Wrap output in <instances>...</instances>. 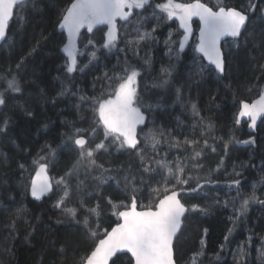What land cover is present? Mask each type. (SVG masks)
I'll return each instance as SVG.
<instances>
[{
  "label": "trees",
  "instance_id": "obj_1",
  "mask_svg": "<svg viewBox=\"0 0 264 264\" xmlns=\"http://www.w3.org/2000/svg\"><path fill=\"white\" fill-rule=\"evenodd\" d=\"M164 2L166 0H150L146 10H135L147 17L143 21L144 28L150 30L152 26H157L153 38L141 41L138 45L128 43L135 37V15L133 23L127 26L118 21L119 40L111 50L99 47L103 44L101 37L105 33L104 26L91 34L83 31L78 48L84 55L77 57L83 71L77 70L71 76L64 71L66 57L62 47L66 38L59 30L63 9L71 0H26L23 9L17 8L18 16L23 19L13 17L8 40L0 45V77L11 79L15 75L21 86L19 93L5 92L6 104L0 106V123L4 119L8 120L6 132L0 133V264H75L94 247V238L88 235L82 223L78 224L52 206L55 195L36 200L25 189L30 186L38 167L33 164V160L38 155L49 156L47 150H42L45 144L55 149V155L49 156L48 161L51 178H59L72 168L78 152L61 135L70 132L67 122H74L75 127L81 129L95 127L90 105L81 104L78 97L99 95L101 85L107 84L103 79L104 73L112 75L113 72H120L125 60L139 69L140 95L145 105H152L151 108H142L146 122L138 127V133L142 134L154 125L156 129L170 131L181 141L185 138L198 139L200 144L197 150L203 149L198 162L204 168L191 172V175L201 177V182L203 178L209 177L217 182L206 185L198 196L181 195V200L187 206L195 203L207 211L186 214L174 241L176 264H190L192 254L202 248L201 239L204 240V255L197 264H241V261L243 264H264V256L261 255V251H264V119L254 133L250 132L247 122L239 125L235 123L240 102L252 100L259 94L260 86L264 85V72L260 69V65H264V17L260 12L264 0H251L259 7L251 16L247 30L239 38V46L230 39L222 43L226 59V70L222 75L215 71L197 75L201 63L212 67L194 51L192 42L186 44L177 56L182 37L177 19L169 20L155 9L156 4ZM177 2L189 3L192 0ZM201 2L210 7L217 4V0ZM222 2L228 6L247 8L250 0ZM154 11L159 19L152 18ZM88 39H93L98 48L97 58L91 62L88 53L93 49L91 46L86 50L84 48ZM193 57L199 60L194 63ZM22 58L21 68L17 70L16 65L21 63ZM165 68L171 70L170 76L162 72ZM164 79L168 83L159 86ZM6 87V79H0V91ZM65 88L67 91L64 95H58ZM193 103L197 106L198 116L192 111ZM29 112L31 115H28ZM85 135L93 139L94 145L103 139V129L97 128L94 138L90 131ZM250 137L255 139V144L237 143ZM204 140L211 147H204ZM226 141H231L228 143L227 155ZM212 147L216 149L215 152ZM157 151V159L167 154L169 161L192 155L190 145L187 148H170L165 143ZM221 157L224 158L223 167L219 171H211L216 169ZM96 159L105 168L113 169L109 175L120 180L119 187L116 180H110L97 193L94 187L96 182L91 177L99 176L100 171H92L87 176L83 169L79 172L78 179L84 182L80 193L84 203L87 207L97 203L100 206L99 219L90 217L93 227L99 223V235L96 238L99 239L104 229L108 230L118 221L108 198L127 203V197L131 195L130 189L127 192L122 190L126 173L119 170L121 166L125 170L131 166V175L137 177L136 187L139 191L136 195L140 203L152 199L150 188L162 181L161 175L138 171L140 164L134 152H117L112 147L108 152L98 153ZM21 164L25 166L24 169L19 167ZM234 165L240 176L233 173ZM141 175L143 184L139 183ZM234 179L241 181L239 196L237 188L230 187ZM76 180L77 176H73L72 182ZM195 185L196 181L193 180L189 186ZM253 192L256 199L249 202L245 214L233 223L241 201ZM225 201L229 203L225 205ZM78 205L79 201L75 197L68 204L69 207ZM18 208L24 210L20 215L16 214ZM85 215H88L87 211L79 209L76 220L82 221ZM229 229H233L231 235ZM226 235L229 236L228 241H225ZM221 245L224 247L221 248ZM61 246L64 247L63 252L60 251ZM238 246L244 247L243 257L237 255ZM217 255L219 259H216ZM116 264H128V255H123Z\"/></svg>",
  "mask_w": 264,
  "mask_h": 264
},
{
  "label": "snow or ice",
  "instance_id": "obj_2",
  "mask_svg": "<svg viewBox=\"0 0 264 264\" xmlns=\"http://www.w3.org/2000/svg\"><path fill=\"white\" fill-rule=\"evenodd\" d=\"M150 6V0H71V3L63 9L59 28L67 31V43L62 47V52L66 54L65 73L71 76L77 70L83 71V67L78 65V55H84L78 48V40L81 29L86 28L88 33H93V30L99 25H106L107 32L103 34L101 39L103 44L99 47L111 50L116 47L119 40V30L117 20L124 22V26L133 23V16H136L134 29L135 37L128 41L130 44L138 45L141 41L153 38L157 26H152L150 30L141 31L144 27L143 21L147 17H143L135 10H146ZM24 0H0V41L8 40L9 25L14 16L19 17L17 8L23 9ZM259 7L258 4L251 2L245 7L228 6L222 0H217L214 7H210L207 3L201 0H192L189 3L177 2V0H166L164 3L155 5L160 13L171 20L176 18L179 20V27L183 29V36L179 40V52H182L185 45L192 34L191 21L193 17H198L200 21L199 42L195 45L194 51L202 54V57L207 59L208 64L214 66L209 68L207 65L200 64L197 75H203L205 71H215L218 75H222L226 70V59L221 50L220 43L225 37H231L233 43L238 47L239 38L243 32L247 30V25L251 20V16ZM262 17H264V7L260 8ZM152 18L159 19L153 12ZM264 36V32H262ZM92 47L93 51L88 53L90 61L95 60L96 51L98 50L96 42L93 39H88L84 45L85 50ZM199 60L198 57H193L194 63ZM21 63L16 65V69L21 68ZM119 63V62H118ZM147 63V61H146ZM85 65L84 67H86ZM260 69L264 72V65H260ZM11 71V70H10ZM166 76L171 75V70L168 68L162 69ZM141 75L138 68L131 65L125 60L120 68V72H113L109 75L104 73L103 79L107 84L101 85L99 95L87 96L80 95L78 97L81 104L87 103L90 105V110L94 113L95 127L89 129L77 128L74 122H67L70 125V132L62 133L67 141L71 142L76 147L78 152L76 162L73 164L63 176L59 178H49L47 175L49 167V156L55 155V149L50 145L45 144L42 150H47L49 156H39L33 160V164L37 165L36 175L32 178L30 186L26 187V193L36 200L48 195H55L56 199L53 207L60 209L64 216L70 217L78 224L82 223L83 227L88 232V235L94 238V247L90 251L82 255L75 264H116L117 260H121L123 255H128V264H176L174 258V240L180 232L184 218L189 212H206L205 207L199 204L186 206L181 202L180 194H196L202 193L204 187L208 184L217 183L209 178L199 176L193 177L191 172L202 171L203 164L198 161L202 158L203 149L197 150L200 144L198 139L179 140L170 131L165 132L164 129H149L148 132L141 134L137 129L140 125H145L146 115L142 108H151L152 105H145L139 92L138 77ZM6 79L7 87L0 91V106L6 104L5 92L11 91L15 93L21 92L20 82L15 75L11 79ZM59 79V77H57ZM100 79V78H97ZM113 81L117 83L113 84ZM168 83L167 79L161 81L159 86ZM95 90V83L93 85ZM106 89H110L107 90ZM67 88L63 89L58 95H64ZM75 95V93H73ZM177 99H179V90ZM241 108L236 115L235 123L239 125L241 119L247 117L250 120L249 127L255 128L257 119L264 116V85L260 86L258 99L251 103L241 101ZM80 107V104L77 105ZM195 115H199L195 103L191 105ZM28 115H31L29 112ZM203 118L201 117V120ZM8 127V120L4 119L0 123V133H5ZM211 127V125H209ZM97 128L103 129V139L98 143H94L93 139L87 138L85 133L91 132L94 138ZM225 142V154L227 155L228 143ZM254 138H249L243 141H237L245 145L255 144ZM167 143L170 148H180L191 146L192 155L184 158L177 157L175 161H169L167 154L159 156L158 148ZM115 147L117 152L131 151L135 153L139 161L140 168L138 171L144 174L161 175V182H158L156 187L150 188V199L147 203L138 202L136 193L139 191L136 187L137 177L131 175V166L129 169L119 170L125 171L123 176L124 188L123 191L131 190V195L127 197L128 202L124 200L113 201L108 198V203L111 205L113 214L117 216L118 221L111 230H103V238L96 239L99 235V223L93 227L90 217L100 216L99 204L93 207H87L83 197L80 196L84 188V182L78 179L81 169L84 170L86 176L92 171L99 170V176H93L91 179L95 181V190L97 193L110 180H116L117 187L120 186V180L115 176L109 175L113 169L105 168L103 164L97 163L96 156L101 151L108 152L110 148ZM204 147H211L207 140H204ZM212 147V151L215 152ZM224 165V158L221 157L216 169L211 171H219ZM24 169V165H19ZM243 167V165H241ZM236 165L233 166V173L240 176L241 173L235 171ZM77 176L75 183L72 182V177ZM195 180V187H190V182ZM174 181V183L172 182ZM139 183L143 184V175H141ZM241 181L234 179L230 182V187L237 188V196L240 195L239 185ZM179 188V191L177 190ZM79 201L78 207H69L68 204L73 198ZM255 194L243 199L240 207L236 210V216L233 220L242 217L247 211V206L251 200H255ZM219 203V201H217ZM225 205L229 201L224 202ZM79 209H85L88 215H85L82 221H77ZM23 208H18L16 214L20 215ZM58 223L60 221H57ZM207 231V230H205ZM233 229H229L231 235ZM229 236H225V241H228ZM201 250L194 252L190 258V264H197L199 258L204 255L203 245L204 240L201 239ZM224 245H221L223 248ZM61 252L64 247L61 246ZM237 255L243 257L245 255L244 247L238 246ZM264 256V251H261ZM219 259V256H216ZM241 264L243 262L241 261Z\"/></svg>",
  "mask_w": 264,
  "mask_h": 264
},
{
  "label": "water",
  "instance_id": "obj_3",
  "mask_svg": "<svg viewBox=\"0 0 264 264\" xmlns=\"http://www.w3.org/2000/svg\"><path fill=\"white\" fill-rule=\"evenodd\" d=\"M24 1H26V0H24ZM118 20H119V19H118ZM118 20H117V27H118ZM192 20H198V21H199V18H198V17H193ZM191 25H192V21H191ZM102 26H104V27L106 28V30H105V33H106L107 30H108L106 25H99V26H97V28H98V27H102ZM97 28H96V29H97ZM199 29H200V21H199ZM199 29H198V31H197V43L199 42ZM59 30L65 34V38H66L65 43H67V31L64 30V29H60V28H59ZM94 30H95V29H94ZM94 30H93V31H94ZM181 30L183 31V29H181ZM83 31H87V29H86V28L81 29L80 36L82 35ZM192 36H193V26H192V34L189 36V39H190ZM79 39H80V37H79ZM189 39H188V40H189ZM227 39H232V38H231V37H225V38H223V39L221 40L220 47H221V50H222V51H223L222 43H223L225 40H227ZM78 42H79V40H78ZM2 43H3V41H0V45H1ZM65 43H64V44H65ZM62 53H63V52H62ZM63 54H64V56L66 57V54H65V53H63ZM200 56L202 57V54H200ZM202 58H203V57H202ZM203 59H204L205 62L208 64L207 59H205V58H203ZM211 66H212V65H211ZM212 67L214 68V66H212ZM258 96H259V95H258ZM258 96L255 97L253 100L258 99ZM253 100H252V101H253ZM252 101H250V102L247 101V102L251 103ZM240 108H241V104H240V106H239V109H238V111H237V114H238ZM263 119H264V116H261V117H259V118L257 119L256 127L259 125V123H260ZM241 121H245V122H249V123H250V120H249L247 117L242 118ZM138 127H139V126H138ZM248 127H249V124H248ZM256 127H255V128H250V127H249L250 132L253 133V132L255 131ZM137 131H138V129H137ZM36 170H37V169H36ZM35 175H36V171H35V173H34V175H33L32 178H34ZM47 175H48L49 178H51L48 172H47ZM178 191H179V190H178ZM180 195H181V194H180ZM31 197H32V196H31ZM32 198H33V197H32ZM179 198L181 199V197H179ZM34 199H35V198H34ZM181 202L183 203L182 200H181ZM185 205H186V204H185ZM186 206H187V205H186ZM117 222H119V221H117ZM115 224H116V223H115ZM115 224L112 225L111 227H114ZM111 227L108 229L109 231L111 230ZM178 234H179V233H178ZM101 238H103V236H102ZM174 241H175V240H174ZM128 255H130V254H128ZM110 263H111V261L109 262V264H110Z\"/></svg>",
  "mask_w": 264,
  "mask_h": 264
},
{
  "label": "flooded vegetation",
  "instance_id": "obj_4",
  "mask_svg": "<svg viewBox=\"0 0 264 264\" xmlns=\"http://www.w3.org/2000/svg\"><path fill=\"white\" fill-rule=\"evenodd\" d=\"M119 21V20H118ZM123 22V21H122ZM177 23H178V27H179V20L177 19ZM192 26H193V36L187 41V43L186 44H189L190 42H192L191 43V45H194V48H195V45L197 44V31H198V29H199V21L198 20H192ZM105 28V27H104ZM105 30H106V28H105ZM179 30L181 31V34H183V31L181 30V28L179 27ZM230 40H232V39H230ZM228 41V40H227ZM226 41V42H227ZM212 67V66H211ZM213 68V67H212ZM259 95V94H258ZM257 95V96H258ZM256 96V97H257ZM255 98V97H254ZM253 98V99H254ZM252 99V100H253ZM252 100H250V101H252ZM249 101V102H250ZM239 109V108H238ZM238 111V110H237ZM237 115V114H236ZM241 122H244V123H246L245 121H241ZM247 124H249V122H247ZM249 128V127H248ZM254 133V132H253Z\"/></svg>",
  "mask_w": 264,
  "mask_h": 264
},
{
  "label": "rangeland",
  "instance_id": "obj_5",
  "mask_svg": "<svg viewBox=\"0 0 264 264\" xmlns=\"http://www.w3.org/2000/svg\"><path fill=\"white\" fill-rule=\"evenodd\" d=\"M138 11H139V10H138ZM147 30H148V29H146V28H144V27L141 29V31H147ZM135 35H136V33H135ZM182 36H183V34H182ZM181 38H182V37H181ZM149 129H156V128H155V126L153 125V126H151V128H149ZM149 129H145V131H144L141 135L143 136V134L146 133V132H148ZM182 194H183V193H181V195H182ZM181 195H180V197H181ZM204 195H205V194H204ZM197 196H198V195H197ZM215 197H216V196H215ZM211 198H212V197H211ZM214 201H215V200H214Z\"/></svg>",
  "mask_w": 264,
  "mask_h": 264
},
{
  "label": "bare ground",
  "instance_id": "obj_6",
  "mask_svg": "<svg viewBox=\"0 0 264 264\" xmlns=\"http://www.w3.org/2000/svg\"><path fill=\"white\" fill-rule=\"evenodd\" d=\"M199 54V53H198ZM200 55V54H199ZM211 66V65H210Z\"/></svg>",
  "mask_w": 264,
  "mask_h": 264
}]
</instances>
